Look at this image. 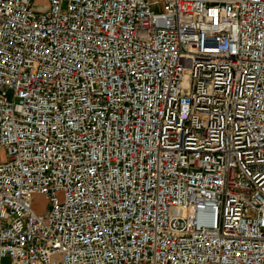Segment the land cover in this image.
<instances>
[{
    "label": "built area",
    "instance_id": "1",
    "mask_svg": "<svg viewBox=\"0 0 264 264\" xmlns=\"http://www.w3.org/2000/svg\"><path fill=\"white\" fill-rule=\"evenodd\" d=\"M55 257L264 264V0H0V260Z\"/></svg>",
    "mask_w": 264,
    "mask_h": 264
},
{
    "label": "rangeland",
    "instance_id": "2",
    "mask_svg": "<svg viewBox=\"0 0 264 264\" xmlns=\"http://www.w3.org/2000/svg\"><path fill=\"white\" fill-rule=\"evenodd\" d=\"M44 1L45 0H35V4L39 6L40 4H43ZM155 11H158V8H155ZM33 208L36 210V212L40 214H45L49 209V205L47 204L46 199L42 195H36L33 198ZM54 261L56 262L55 264H57L58 257H55ZM7 263H8V260L6 258L0 260V264H7Z\"/></svg>",
    "mask_w": 264,
    "mask_h": 264
}]
</instances>
